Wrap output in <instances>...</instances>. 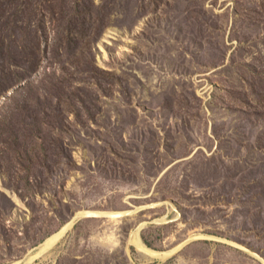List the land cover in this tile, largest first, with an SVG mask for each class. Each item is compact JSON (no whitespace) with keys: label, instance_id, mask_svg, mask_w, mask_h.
Instances as JSON below:
<instances>
[{"label":"rangeland","instance_id":"obj_1","mask_svg":"<svg viewBox=\"0 0 264 264\" xmlns=\"http://www.w3.org/2000/svg\"><path fill=\"white\" fill-rule=\"evenodd\" d=\"M87 209L33 264H264V0H0V264Z\"/></svg>","mask_w":264,"mask_h":264},{"label":"bare ground","instance_id":"obj_2","mask_svg":"<svg viewBox=\"0 0 264 264\" xmlns=\"http://www.w3.org/2000/svg\"><path fill=\"white\" fill-rule=\"evenodd\" d=\"M130 210L126 211H100V210H92L87 209L80 212H76L70 219L56 232L52 233L51 235L47 236L43 242L40 243V245L37 247V250L35 252L30 253L25 259L19 260L16 262V264H33L36 257H38L41 253H43L46 249L51 247L53 243L69 228L71 225L79 219L81 216H99V215H109V216H117L121 215L123 213H126ZM131 241L142 251L158 256V257H165L172 249H169L168 251H160L155 250L152 248L147 247L142 242L138 230L133 232L131 235ZM174 250V249H173Z\"/></svg>","mask_w":264,"mask_h":264},{"label":"water","instance_id":"obj_3","mask_svg":"<svg viewBox=\"0 0 264 264\" xmlns=\"http://www.w3.org/2000/svg\"><path fill=\"white\" fill-rule=\"evenodd\" d=\"M78 220V219H77Z\"/></svg>","mask_w":264,"mask_h":264}]
</instances>
